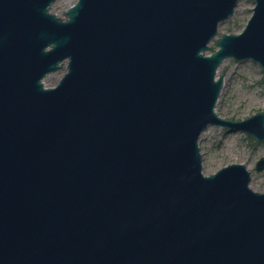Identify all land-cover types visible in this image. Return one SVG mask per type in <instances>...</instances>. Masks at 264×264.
Masks as SVG:
<instances>
[{
    "label": "water",
    "instance_id": "95a60500",
    "mask_svg": "<svg viewBox=\"0 0 264 264\" xmlns=\"http://www.w3.org/2000/svg\"><path fill=\"white\" fill-rule=\"evenodd\" d=\"M54 1L0 0V264H264V192L199 146L264 140L215 110L225 59L264 71V0L216 49L238 0Z\"/></svg>",
    "mask_w": 264,
    "mask_h": 264
},
{
    "label": "rangeland",
    "instance_id": "374dc122",
    "mask_svg": "<svg viewBox=\"0 0 264 264\" xmlns=\"http://www.w3.org/2000/svg\"><path fill=\"white\" fill-rule=\"evenodd\" d=\"M75 0H55L51 12L64 17L65 11ZM255 0H238L235 13L219 25L217 36L209 45L216 49V41L224 34L241 32L251 16ZM62 68L43 79L45 86H53L65 72ZM224 75L223 87L215 110L218 115L230 120H243L257 113H264V71L253 60L225 59L218 69ZM208 132L199 138L202 165L206 174L215 172L230 163L250 165V183L257 192H264L261 170L255 169L257 161L264 157V140L258 141L253 135L243 131H229L223 127L210 125ZM206 128V129H207ZM257 178H260L258 181Z\"/></svg>",
    "mask_w": 264,
    "mask_h": 264
},
{
    "label": "bare ground",
    "instance_id": "6f19581e",
    "mask_svg": "<svg viewBox=\"0 0 264 264\" xmlns=\"http://www.w3.org/2000/svg\"><path fill=\"white\" fill-rule=\"evenodd\" d=\"M218 28H219V27H218ZM221 64H222V63H221ZM221 64H220V65H221ZM220 65L217 67V71H218ZM217 75H218V72H217ZM216 112H217V111H216ZM229 131L236 132V131H239V130H229ZM207 132H208V128L205 129V130L202 132V134H201L200 137H203L204 134L207 133ZM245 165H246V164H245ZM246 166L249 167L250 165H246ZM203 171H204V169H203ZM204 173H206V172L204 171ZM257 179H258V181H260V180H259L260 178H257ZM261 179L264 181V173H263V177H262ZM249 186H250L253 190H255V188H254V186H253L252 184H249Z\"/></svg>",
    "mask_w": 264,
    "mask_h": 264
}]
</instances>
